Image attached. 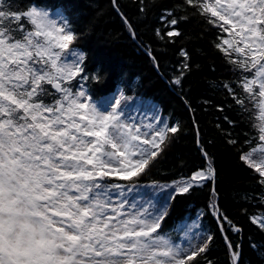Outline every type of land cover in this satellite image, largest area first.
I'll return each mask as SVG.
<instances>
[{
  "label": "snow or ice",
  "instance_id": "1",
  "mask_svg": "<svg viewBox=\"0 0 264 264\" xmlns=\"http://www.w3.org/2000/svg\"><path fill=\"white\" fill-rule=\"evenodd\" d=\"M186 3L228 33L216 48L237 78L222 86L242 111L251 104L259 112L257 135L246 141L249 150H241L240 160L264 186V0ZM187 18L167 11L160 17L170 28L165 35L180 37L175 26ZM165 35L156 30L160 40ZM78 38L62 13L54 17L23 0H0V264H199L213 240L200 231L201 214L168 231L163 224L176 195L209 185L208 207L231 264H242L225 225L234 233L241 228L219 209L217 170L200 145L198 126L206 166L171 186L154 183L151 193L139 192L138 178L159 163L181 125L159 113L140 119L121 100L98 103L82 83L74 89L73 80L88 78L85 54L70 48ZM180 56L184 62L172 81L177 86L190 59L183 49ZM168 187L161 202L156 190ZM251 222L264 230V216Z\"/></svg>",
  "mask_w": 264,
  "mask_h": 264
},
{
  "label": "trees",
  "instance_id": "2",
  "mask_svg": "<svg viewBox=\"0 0 264 264\" xmlns=\"http://www.w3.org/2000/svg\"><path fill=\"white\" fill-rule=\"evenodd\" d=\"M23 2L52 11L61 10L79 34L70 48L75 47L85 54L88 78L73 80L74 89L79 82L85 85L93 99L118 91L146 98L159 107L168 122L181 125L182 132L159 163L150 173L138 178L140 187L154 183L168 186L206 166L197 144L198 126L200 145L211 155L217 170L215 188L219 209L241 228L239 233H234L225 225L227 235L234 245L240 246L242 264H264V230L251 222L254 216H264V202L260 199L264 186L258 183V174L240 160L241 150H249L246 141L257 135L254 124L259 122V112L251 104H248L249 111H242L222 86L237 78L233 65L216 48L220 43L218 38H229L228 33L208 24L186 0ZM167 11L178 19L188 17L175 26L181 32L180 37L165 35L170 28L161 23L160 17ZM157 29L165 35L163 41L156 36ZM182 49L189 54V68L184 71L182 85L177 86L172 81L184 62L180 56ZM231 86L239 95H246L235 83ZM229 139H235L237 144H229ZM256 142L254 140L253 145ZM211 187L176 195L169 202V215L163 230L173 229L189 219L195 220L199 213L201 231L213 236L206 256L197 258L199 264H207V261L231 264L229 249L208 207L213 199Z\"/></svg>",
  "mask_w": 264,
  "mask_h": 264
},
{
  "label": "rangeland",
  "instance_id": "3",
  "mask_svg": "<svg viewBox=\"0 0 264 264\" xmlns=\"http://www.w3.org/2000/svg\"><path fill=\"white\" fill-rule=\"evenodd\" d=\"M48 11L52 13L54 17L61 13L64 15V13L61 10H56V11L48 10ZM95 100L98 103L105 101V100H108V101L121 100V105L122 106L127 105L128 111L131 112L133 116H138L140 119H145L146 117L153 116L159 113L165 121H168V119L161 113L159 107L154 102L147 100L146 98H136L134 96H128L122 91H118L116 94L106 95L100 99H95ZM171 185L173 184H170L168 186H171ZM150 186L151 185L139 187L138 191L141 193H151L153 189ZM156 192H157V198L161 202H163V200L168 196L165 193L169 194L171 192V188L168 187L163 192H160L159 189H157ZM202 233L207 235L204 232Z\"/></svg>",
  "mask_w": 264,
  "mask_h": 264
}]
</instances>
